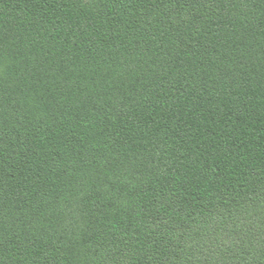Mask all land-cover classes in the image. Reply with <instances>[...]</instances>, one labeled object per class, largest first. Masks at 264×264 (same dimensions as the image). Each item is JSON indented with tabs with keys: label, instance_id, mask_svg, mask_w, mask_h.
Segmentation results:
<instances>
[{
	"label": "trees",
	"instance_id": "1",
	"mask_svg": "<svg viewBox=\"0 0 264 264\" xmlns=\"http://www.w3.org/2000/svg\"><path fill=\"white\" fill-rule=\"evenodd\" d=\"M0 264H264V0H0Z\"/></svg>",
	"mask_w": 264,
	"mask_h": 264
},
{
	"label": "rangeland",
	"instance_id": "2",
	"mask_svg": "<svg viewBox=\"0 0 264 264\" xmlns=\"http://www.w3.org/2000/svg\"><path fill=\"white\" fill-rule=\"evenodd\" d=\"M84 3L92 6L93 4H97L100 0H82Z\"/></svg>",
	"mask_w": 264,
	"mask_h": 264
}]
</instances>
